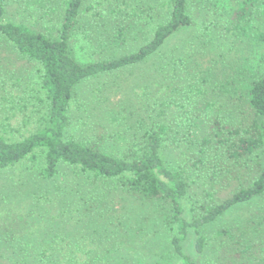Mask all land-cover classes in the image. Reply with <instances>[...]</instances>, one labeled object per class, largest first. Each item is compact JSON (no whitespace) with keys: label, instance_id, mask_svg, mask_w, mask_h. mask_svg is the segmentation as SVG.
I'll use <instances>...</instances> for the list:
<instances>
[{"label":"trees","instance_id":"1","mask_svg":"<svg viewBox=\"0 0 264 264\" xmlns=\"http://www.w3.org/2000/svg\"><path fill=\"white\" fill-rule=\"evenodd\" d=\"M42 1L48 5L34 2L35 8L43 9L44 19H57L60 23L58 39L25 23L4 22L7 10L4 4H0V40L37 64L33 85L27 89V93L32 91L28 96L34 102L30 116L26 118L25 112L20 114V118L25 120L18 128L11 125L8 116L0 124V172L35 173L52 180L62 167L71 169V182L81 193L87 190L89 195L81 200V207L76 206L75 211H79V217L89 219L86 227L90 228L91 234H86H90V239H95L90 243H95L99 249L110 252L120 246L114 244V236L119 228L125 227L124 215L122 208L110 196L111 191L121 190L140 202H150L156 209L161 207L162 214L168 212L167 224L173 233L170 242L173 254L169 255L176 256L181 264H264V75H258L250 82L247 91L240 96L243 104L239 106L237 119L228 121L219 114L209 116L215 102L208 97L215 93V89L207 85H213L211 80L214 75L209 74L208 77V71L193 66H189L191 72H187V63L175 59L166 64V72L161 71L165 75L160 79L164 95L161 96L160 92L153 95L154 99L145 98L149 121L140 116L134 120L135 115L122 111V108L111 109L100 121L85 125L87 135L76 136L70 130L74 121L73 108L78 110L82 107L77 92L82 83L89 78L144 64L159 54L172 37L193 28L195 21L190 13V0H166L163 6L168 14L166 20L153 30L136 52L90 64L77 60L72 44L74 32L84 25V18L91 13L102 19L104 13L101 10L106 9L109 17H118L124 10L127 12L131 0H95L91 4H87V0ZM263 17L264 0H243L234 14L230 32L250 41L264 43ZM124 18L127 25H131L129 17ZM259 21L261 24H255ZM120 35L123 36V33ZM185 67L188 79L194 83H185V101H193L192 106L200 101L201 106L197 115L195 112L192 115L197 119L186 118L190 124H180L183 121L174 124L168 111L171 102L175 103V91L184 83L179 78L177 68ZM198 84L203 85L204 89ZM215 85H220L224 96L230 94L228 90L232 83L229 80L223 83L216 81ZM143 90L151 89L146 86ZM222 94L219 92L218 95L223 97ZM198 96L201 98L194 102V97ZM15 98L10 93L0 97V114L5 111L1 108L2 104L14 105L11 102ZM234 104L232 100L231 105L236 106ZM184 114L189 115L186 109ZM205 114L210 118L206 129L200 136L197 133L195 137L191 136L192 125L196 124L197 127L196 121ZM34 118L37 121L32 125ZM170 142L189 143L186 168L205 174L213 181L225 175L224 171L227 177L231 173L218 163L220 159L236 166L252 158H260L261 161L255 176L248 179L247 184L240 181L238 190L236 187V191L224 201L213 205L202 204L198 215L189 221L184 216V200L189 185L184 177L185 169L171 166L165 156ZM231 181L233 179L227 182ZM256 202L258 206L251 217L254 223L239 225L237 235L236 226H232L216 231L211 238L207 237L205 228L238 206ZM11 227L24 231L18 223L11 224ZM15 233L16 229L8 233L5 236L10 237L8 240L0 236V252L12 249L11 253H0V264H93L92 257H81L76 252L57 253L63 244H72L60 236L47 242L35 256L28 258L24 254V247L28 245L21 237L14 240ZM191 233L196 238L197 254L205 258L201 262L183 252V244ZM79 246L80 243L75 248ZM159 257V264H162L166 254L160 253Z\"/></svg>","mask_w":264,"mask_h":264},{"label":"rangeland","instance_id":"2","mask_svg":"<svg viewBox=\"0 0 264 264\" xmlns=\"http://www.w3.org/2000/svg\"><path fill=\"white\" fill-rule=\"evenodd\" d=\"M165 1L131 0V7L118 17H109L106 9L100 11L104 13L102 19H98L93 13L85 17L84 25L74 32L72 40L77 60L82 64H90L136 52L149 39L153 30L166 20L168 14L166 8H163ZM242 1L190 0V13L195 21L193 28L172 37L159 54L144 64L89 78L82 83L77 89L82 107L78 110L73 108L74 121L70 132L76 136L87 135L88 128L85 125L100 121L111 109L122 108V111L134 114V120L140 116L149 121V109L146 110L145 98L154 99L153 95L161 92L160 79L165 77L161 71L166 72L168 66L166 64L175 59L187 63V67L193 66L208 71V77L209 74L214 75L211 80L213 85H207L215 89V93H211L208 97V99L211 97L210 101L215 102L209 116L219 114L228 121L236 120L239 106L243 104L240 102V96L244 95L256 76L264 75V43L250 41L230 32L234 14ZM34 2L48 5L42 0H0V4H4L7 10L3 21L25 23L34 30L58 39L60 23L56 21L57 19H44L43 9L35 8ZM94 2L95 0H87V4ZM125 16L129 17L131 25H127ZM121 32L123 36L120 35ZM36 67L35 62L20 55L13 46L0 40V97L8 93L16 97L11 102L14 105L2 104L1 108L5 111L4 114H0V124L8 116L11 118V125L18 128V125L25 120L20 118V114L25 112L26 118L30 116L34 102L30 99L32 91L27 93V89L33 85L31 83ZM187 67L177 68L179 78L184 83L173 95L177 104L171 102L168 111L169 118L174 124L177 121H183L180 124H190L186 118H192L194 112L197 115L201 106L200 101L196 104L197 109L196 105L192 106L193 101H185V83L194 85L187 76V72H191L190 67L187 72L184 71ZM225 80L232 83L228 96L222 94L220 85H215L216 81L223 83ZM146 86L151 90L144 92ZM175 86L176 84L173 87ZM198 87L204 89L203 85L198 84ZM219 92L223 97L218 95ZM162 95L164 92H161ZM200 98L201 96L194 97V102ZM232 100L236 106L231 105ZM185 109L190 116L184 114ZM197 118L193 117L192 120ZM36 121L37 119L34 118L31 124L34 125ZM208 121H210L208 114L199 117L196 121L197 127L196 124L192 125L191 136L195 137V133L200 136L206 129ZM24 131L23 133L26 134ZM189 153L187 142H170L168 149L165 150V156L171 166L185 169L184 177L189 188L184 200V216L189 221L198 215L202 204L213 205L224 201L236 191V187L238 190L240 181L247 184L248 179L255 176L257 165L261 161L260 158H252L243 160L236 166L220 159L218 163L231 173L227 177L224 171L225 175L213 181L205 174L186 168ZM21 173L20 171L0 172V236L5 238L8 233L11 234L16 229L14 240L21 237L28 245L24 247V254L28 255V258L35 256L47 242L60 236L72 244L70 246L63 244L57 253L76 252L81 257H92L93 264H159L160 253L166 254V257L162 258V264H181L180 259L169 255L173 254L170 244L173 233L167 224L168 212L162 214L161 207L156 209L150 202H140L139 199L121 190L111 191L110 198L122 208L125 227L119 228L114 236V244L120 246L108 252V249L105 251L99 249L95 243H90L95 239L89 238L91 231L86 227L89 219L84 216L79 217V211H75L81 200L89 195L87 190L81 193L80 189L71 182V169L62 167L60 173L52 180L42 178L35 173ZM228 179L233 181L228 183ZM257 206V202L238 206L218 219L216 223L205 228V234L211 238L215 236L216 231L236 226L235 235H237L239 225L254 223L251 217L255 215ZM80 207L81 205L78 208ZM13 223L21 224L24 231H20L19 227H11ZM87 232L90 234H86ZM8 238L10 237H6L5 240ZM195 239L194 233H191L183 244V252L201 262L205 258L197 254ZM257 241L259 244L262 242L259 238ZM16 242L18 243L19 240ZM79 243V248H75ZM11 252L10 248L0 253Z\"/></svg>","mask_w":264,"mask_h":264}]
</instances>
